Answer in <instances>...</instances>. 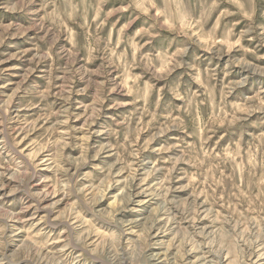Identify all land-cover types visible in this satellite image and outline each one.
Wrapping results in <instances>:
<instances>
[{"label":"rangeland","instance_id":"1","mask_svg":"<svg viewBox=\"0 0 264 264\" xmlns=\"http://www.w3.org/2000/svg\"><path fill=\"white\" fill-rule=\"evenodd\" d=\"M0 264H264V0H0Z\"/></svg>","mask_w":264,"mask_h":264}]
</instances>
